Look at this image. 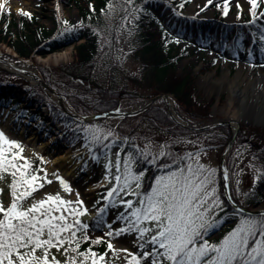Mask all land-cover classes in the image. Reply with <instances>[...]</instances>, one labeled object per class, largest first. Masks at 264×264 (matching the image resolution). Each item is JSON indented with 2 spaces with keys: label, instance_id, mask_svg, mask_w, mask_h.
Segmentation results:
<instances>
[{
  "label": "rangeland",
  "instance_id": "rangeland-1",
  "mask_svg": "<svg viewBox=\"0 0 264 264\" xmlns=\"http://www.w3.org/2000/svg\"><path fill=\"white\" fill-rule=\"evenodd\" d=\"M228 12L225 15V21L228 23L240 20L241 22H247L248 18H251L250 3L249 0H228ZM0 7L2 13L8 14V20H17L22 14L27 15V12H31L32 15H36L40 19V23L44 26L50 36L56 33L61 27L69 28L71 26H80L81 17L78 9L75 6H67L60 0H0ZM264 7V0H257V13L262 21L260 25L264 27V14L260 13ZM10 9V11L8 10ZM216 9H223V0H188V2L182 6L184 14L193 16L196 18H212L216 13ZM23 10V12L21 11ZM120 15L118 4L114 3L109 11L101 16V23L97 25V29L102 32L104 37H107L111 30L116 31L117 19ZM28 16V15H27ZM67 20L68 24L64 21ZM91 25L90 23H88ZM128 27L124 23H120L115 36V44L118 51V59L123 63L124 67L130 72L137 67V62L132 56H128V52L133 44V37L130 32L127 31ZM186 46V42H181L180 47ZM219 45L212 43L208 48L197 47L194 44L188 45L189 54L182 57L177 66L179 74L183 75L187 72H191L196 78V95L197 100L200 102L211 100L212 107L215 109L212 111L211 117L208 120L202 122H194L198 125H204L218 119H225L227 115L236 113V105L231 106L233 102L230 93V85L237 81L242 84L243 91H250L247 84L248 79L252 75L257 74L258 71L264 75V45L259 47L257 43L250 39L245 44L238 43L236 46L227 47L224 51H218ZM249 48L250 50H246ZM66 52L67 58L63 61L55 64L48 62H39L38 59L47 57L41 56L38 51L31 55L29 58L18 56V59L14 57L15 51L7 46L5 43H0V58L2 62L14 63L16 66L23 68V60L26 63L32 62L36 64V72L42 77L39 66L57 67L67 65L75 61L76 51L75 46L71 45L66 49L60 51ZM53 54V53H52ZM1 64V62H0ZM5 72L11 76H6L1 82V90H11L17 95H22L24 98H28V102L33 104L36 96L32 94V87L40 86L38 84L32 85L31 82L24 76L13 73L15 69L12 67L5 68ZM9 71H8V70ZM264 83H262L263 86ZM262 90V89H261ZM250 93V92H249ZM140 99L125 100L122 105V110H130L142 103L150 97L159 94L153 93L151 90H143ZM34 99V100H33ZM69 104V103H68ZM164 105L162 101L157 105ZM70 105V104H69ZM30 106V105H29ZM177 108V106H176ZM31 109L38 112L37 115H42V120L35 125H32V120L36 118V114L29 116L25 111H17L14 113L12 109L5 110L0 109V120L2 115H10V118L16 120L11 133H6L4 127L0 124V130H2L10 139L20 142L21 147L16 148L11 146V149L5 153L6 156L13 158L17 165L14 169L0 172V202L4 207H7L12 199L11 196V183L15 179L20 181L17 191V198L25 190L26 187L32 189L31 194L25 196L19 200V204L22 207H28L31 203L39 199H46V194L59 193L65 200L70 201L67 205H61L60 209L53 207L50 215H59L63 213L69 224H76L75 233L85 234L91 240L96 242L103 239L107 234L112 233L113 236L110 241L113 244V248L110 253L103 259L101 264H128L133 252L137 253L141 257V264H151L152 260L163 261V264H170L166 257H162L160 254L163 249L159 244H153L149 238L155 235V221L141 220V223L137 225L133 211L135 208L144 207L147 205V193L151 192V188L155 183V179L150 184L149 191L145 192L142 189L136 187L137 183L142 184L144 180L145 171L137 170L136 158L132 154L131 160H129L130 152L123 153L119 144V137L114 136V139L108 141V153L104 156H99L94 153L95 147L100 142H105L109 137L102 135L100 140H93L89 137L87 129L90 125H96L103 129L105 133L113 132V128L116 126L118 120L114 118H102L94 119L91 122H81L72 120H66V117L58 113L49 106L43 103L42 106H32ZM29 116V122L25 121V114ZM184 115V114H183ZM185 116V115H184ZM187 117V116H186ZM220 121V120H219ZM1 122V121H0ZM28 122V123H27ZM78 122V123H77ZM30 123V124H29ZM139 129H141L142 140L137 141L139 151L144 153L148 163H155L156 160L161 158L160 152L168 151L169 139L164 130H155L151 128L146 121H139ZM240 124L244 126H254V121L250 119H241ZM24 127V132L20 131V127ZM260 128L264 132V128ZM36 135L38 138L36 142L53 139V143L46 149L47 157L43 161H38L40 151L37 150L32 144H28V137ZM216 140H211L214 142ZM36 144V143H35ZM215 144V143H211ZM106 146V147H107ZM203 142L188 143L187 146H176L174 154V161L168 171L160 173L158 176L165 175L168 172L174 171L177 167H183L187 174V166L192 165L194 171H202L198 169V164H203L207 167L214 169V174L210 182V190L212 195L207 197L206 208H209L208 219L206 221V227L202 230L201 235L209 242H219V240L227 234L231 229L237 226L242 217H254L251 215H245L241 213H225L226 203L222 198L221 193V170H220V157L225 145L215 146L210 149H204ZM9 146L5 145V148ZM22 149V151H21ZM66 150H72L75 153L78 152L79 156H74L75 161L79 162V177L68 179L65 174L58 167L51 165L50 160L52 155ZM14 152L20 153L19 156H13ZM236 164L235 169H231L229 166V178L230 185L232 186L235 195L243 200V196L249 192L257 178L261 176L262 167L261 160L252 158L254 156L251 151L246 152L245 147H233L231 153ZM23 158H27L26 160ZM111 161V167L109 162ZM117 161H119V171L117 170ZM49 162V163H48ZM27 163L29 166L27 169L23 168V165ZM125 163L132 169L133 172L143 175L140 179H133L130 181L131 188L123 183V175L125 172ZM36 165L39 168H36ZM165 167V166H163ZM24 171L27 175L24 179H21L20 172ZM15 173V175H13ZM119 174L121 181L119 185L115 180V176ZM36 176L37 183L31 184V176ZM62 177L68 181L71 191L61 183L59 179ZM204 177L201 176L200 179ZM106 180L107 185L93 192H88L87 187L95 184L98 181ZM25 181H29L28 184ZM85 184V188L82 189V184ZM209 187V185H206ZM137 189V190H136ZM109 190H112L113 194L109 196ZM133 192L135 195H127L126 193ZM79 193V195H77ZM83 200V204H79L80 200ZM131 199L132 205L121 203L123 200ZM143 201V205H141ZM215 202V203H213ZM87 207V213L82 210ZM45 210L47 205L44 206ZM264 209V202L259 207ZM79 212V219L82 223L77 224L76 213ZM3 218V213H0V219ZM60 223H63L62 221ZM83 224H87L88 227L84 228ZM131 225V226H130ZM149 229L148 233H140L137 229L140 226ZM133 226V227H132ZM124 229H127L126 231ZM119 230V231H118ZM72 229L66 230L69 239L72 238ZM47 230L45 229V236ZM101 239H96V238ZM66 240L59 248L52 246L49 248V259L55 258L60 262L69 260L66 259L67 244ZM144 247L141 248L140 245ZM152 248H156V253H152ZM128 249V251H124ZM147 251L150 253L149 257H144L143 253ZM41 254V249H37V255ZM78 262V261H77ZM6 264V261H5Z\"/></svg>",
  "mask_w": 264,
  "mask_h": 264
},
{
  "label": "trees",
  "instance_id": "trees-1",
  "mask_svg": "<svg viewBox=\"0 0 264 264\" xmlns=\"http://www.w3.org/2000/svg\"><path fill=\"white\" fill-rule=\"evenodd\" d=\"M67 6L78 8L81 25L69 28H60L57 34L50 36L40 19L36 15L31 17L20 15L18 22L8 21V14L4 13L0 22V43L11 47L19 56L29 58L34 51L42 56L61 51L71 45L75 46V61L57 67L39 66L45 81L60 94L69 104L82 115L93 114L108 110H118L125 100L140 99L143 90H151L153 93L172 94L179 110L185 116L194 120H202L210 117L212 101H198L196 95L195 77L191 72L179 74L177 64L181 57L188 54L186 48H180L182 40L188 42L195 40L208 44L212 39V30L217 32L213 38L222 39L226 31L243 34L242 28L248 29L244 33H250L260 42V34L253 27H258L256 18L246 25H226L222 22V10L214 20H201L195 17L185 16L180 5L186 0H60ZM114 3L118 4L120 15L117 22H124L127 15L134 13L135 17L129 25L133 44L128 52L137 62L133 71L127 70L118 59V51L115 46V31H110L107 37L97 29L101 23V16L109 11ZM5 22L4 25H2ZM90 23L91 25H89ZM211 30V31H209ZM221 33V34H220ZM168 35V38H167ZM259 36V37H257ZM52 37V38H51ZM8 73L0 72V106L21 105L25 102L24 96L17 95L11 90H1V82ZM32 94L36 96L33 104L47 103L61 115L62 110L52 101L50 96L41 87H32ZM23 99V100H22ZM28 99V98H27ZM34 100V99H33ZM28 101H26L27 103ZM23 106V107H22ZM19 106L16 109H27V106ZM30 109V107H29ZM32 113H38L31 110ZM67 120L70 118L67 117ZM146 123L155 130H164L168 135L169 149L154 166L147 165V158L139 151L137 141L142 140L139 123ZM113 135L105 142L96 146L97 153L104 154L109 148L108 141L119 137L120 147L123 153L130 151L138 163V169L142 166L146 169V176L142 188L148 190L152 180L161 171L169 170L171 166L161 170L159 167L171 165L174 161V148L171 145L182 144L183 141L205 140L207 148L212 145L207 140L216 139L215 146L224 145L230 137V129L226 126L217 127L206 131L193 132L176 125L167 113L164 105H155L144 113L126 117L112 130ZM238 147L247 146L253 153L252 158L261 160L263 174L260 176L252 190L243 196V200L235 195L231 186L232 196L238 203L247 208L257 207L264 202V132L256 127H242L236 140ZM107 146V147H106ZM106 147V148H105ZM227 163L231 169L236 168L232 155L228 156ZM36 168H39L36 165ZM141 168V169H143ZM223 196V195H222ZM225 213H239L225 200ZM258 216V215H255ZM257 235L250 240V244L259 239ZM83 234H76L75 243L78 245L75 251L67 244V256L75 261H83L91 264L92 253H88L87 259L79 253L87 252L89 248L96 253L99 264L111 249L107 247L110 235L99 242L93 243L90 239H83ZM103 253V256L99 254Z\"/></svg>",
  "mask_w": 264,
  "mask_h": 264
},
{
  "label": "snow or ice",
  "instance_id": "snow-or-ice-1",
  "mask_svg": "<svg viewBox=\"0 0 264 264\" xmlns=\"http://www.w3.org/2000/svg\"><path fill=\"white\" fill-rule=\"evenodd\" d=\"M208 2L211 3V0ZM249 3L252 18L255 19L257 0H249ZM223 5L226 15L229 7L228 0H223ZM8 10L10 11V9ZM21 11L23 12V10ZM26 14L29 17L32 16L31 12ZM64 23L68 24V21L65 20ZM260 40L264 41V35L260 36ZM87 132L93 140H100L102 135H113L110 131L105 133L96 125H90ZM5 145L9 147L5 148ZM11 146L21 147L19 141L10 139L0 130V172L17 167L13 158L5 155ZM163 154V150H161L160 155ZM12 155L19 156L20 153L14 152ZM131 158L132 154L130 153L129 160ZM28 166L25 163L23 168L27 169ZM109 167H111V161ZM197 167L202 171H194L192 165L189 164L187 174L183 167H177L165 175L156 176L151 192L147 193V205L135 208L133 211L136 223L140 224L142 219L156 222L155 235L149 238L153 244H159L163 249L160 255L166 257L170 264H264V213L254 217H242L237 226L227 232L219 242H209L202 237L201 232L206 227L208 219L209 208H206L205 204L207 197L212 195L210 182L214 169L203 164H198ZM117 170L119 171V161H117ZM26 175L27 173L24 171L20 172L22 180ZM142 175V172H133L125 163L123 183L129 188H131L130 181L138 180ZM201 176L204 178L200 179ZM59 179L70 192L68 181L62 177ZM115 180L119 185L121 176L117 174ZM30 182L36 184V176H31ZM19 183L20 181L15 179L11 183L12 199L9 205L4 207L0 202V213H3V218L0 219V264H5V261L6 264H84L83 261L77 262L73 259L64 262L55 260V258L50 260L48 255L50 247L59 248L66 240L69 241L73 251L78 247L75 243L76 224H69L63 213L50 215L53 207L60 209L61 205H67L70 201L65 200L59 193L46 194V199H39L26 208L22 207L19 200L30 195L32 189L26 187L17 198L16 188ZM25 183L28 184L29 181H25ZM136 187L140 188L141 184L137 183ZM112 194V190H109V196ZM126 194L135 195L133 192ZM78 203L83 204L84 202L81 199ZM121 203L132 205L133 201L127 199ZM140 203L143 205V201ZM45 205H47L46 210ZM82 211L87 213V207H84ZM76 216L77 224L82 223L79 219V212L76 213ZM61 221L63 223H60ZM83 227L87 228L88 225L83 224ZM45 229L47 230L46 236ZM68 229L73 230L71 239L67 234L61 235ZM257 229H259V239L250 244V240L257 235ZM137 231L148 233L149 229L141 225ZM111 234L109 233V235ZM82 238L87 240L89 237L85 235ZM95 242L96 240H93V243ZM107 247L113 248L111 241L108 242ZM140 247L143 248L144 245L141 244ZM37 249H41L40 255H37ZM124 251H128V249H124ZM88 253H92L91 264H99L98 257L91 248L79 255L87 259ZM152 253H156V248H152ZM99 255L103 256L104 254L100 253ZM143 256L149 257L150 253L145 251ZM128 264H141V257L133 252ZM151 264H163V261L152 260Z\"/></svg>",
  "mask_w": 264,
  "mask_h": 264
},
{
  "label": "bare ground",
  "instance_id": "bare-ground-1",
  "mask_svg": "<svg viewBox=\"0 0 264 264\" xmlns=\"http://www.w3.org/2000/svg\"><path fill=\"white\" fill-rule=\"evenodd\" d=\"M66 58H67L66 52H59V53L51 54L47 58L38 59V61L55 64L57 62L65 60ZM0 60L2 59L0 58ZM0 62H1L0 65L6 68L16 67L8 62H2V61ZM23 66H24L23 67L24 70L27 71V74H25L26 78L31 83H36V79L34 77V75L38 76V72H36V69L33 68L30 62L23 64ZM261 72L258 71L257 74L252 75L250 79L246 80L250 88V91L249 90L243 91L244 89L242 87V84L238 81L230 85V93H231V98L233 100V102L231 103V106L236 105V108H238L237 114L231 113L226 116V118L231 120V122L234 123V121H237V119H241V117L245 119L246 118L247 119L258 118L261 120L262 124L264 125V84L262 86V83H264V75ZM255 100H256V104L251 107L252 103ZM170 101H171V107L173 111H175L174 100L171 99ZM65 106L68 110H71L69 105H67L66 103H65ZM246 112L249 114H247ZM0 121H1L0 124L4 127L5 132L11 133L16 120H14L13 118H10V115L4 114L2 115V119ZM37 138L38 137L34 134L29 136L27 139L28 144L30 145L32 144L33 146L37 148V150L41 152L48 149L51 143H53L52 138H48L47 140H42L37 143L36 142ZM79 155L80 154H78V152L74 154L72 150H66L64 152H60V153H56L52 155L50 163L54 167L60 168V170H62V172L65 174V176L68 179L70 178L74 179L76 177L78 178L79 177V162L75 161L76 158H74V156H79ZM81 184H82V189H84L85 184L84 183H81ZM106 185H107L106 180H102L100 182L98 181L95 184L89 185V188L87 187V191L93 192L96 189H99Z\"/></svg>",
  "mask_w": 264,
  "mask_h": 264
},
{
  "label": "water",
  "instance_id": "water-1",
  "mask_svg": "<svg viewBox=\"0 0 264 264\" xmlns=\"http://www.w3.org/2000/svg\"><path fill=\"white\" fill-rule=\"evenodd\" d=\"M0 69L1 70H6L5 68L1 67L0 66ZM34 77L39 81L40 85H42L44 88H46L50 93H52L53 95H55L58 100H59V103H60V106L63 108L64 112L66 114H68L69 116H71L72 118H75L77 120H82V121H91L92 119L98 117V116H108V117H114V118H124V117H128V116H134V115H137L145 110H147L150 106H152L156 101H158L160 98L164 100L165 104H166V107L168 109V112L171 116V118L177 123L179 124L180 126H183L187 129H190V130H201V129H207V128H210V127H214V126H225V125H228L230 126L233 122H231V120L229 119H225V120H220V121H217V122H214L212 124H208V125H205V126H201V127H198V126H192V125H188V124H184V123H181L180 121H178L171 109H170V103L168 101V95L167 94H159L157 96H154L152 97L151 99H149L147 102H145V104H143L142 106L134 109V110H131V111H107V112H102V113H98V114H93V115H86V116H80V115H77V114H74V113H71L69 111H67L64 107V103H63V98L61 95H59L56 91H54L52 88H50L44 81L41 77L39 76H36L34 75ZM256 104V100L252 103L251 107L253 105ZM244 110V109H242ZM256 110V109H255ZM247 113V112H246ZM249 114V113H247ZM242 116V115H241ZM243 118V117H241ZM245 119V118H243ZM247 119V118H246ZM250 120H253L254 121V124L258 125V126H263L264 125L262 124L261 120L258 119V118H249ZM235 124V128L232 130V134H231V137H230V140L228 141L222 155H221V159H220V169H221V172H222V187H223V191H224V195H225V198L226 200L231 204V206H233L236 210L242 212V213H246V214H249V215H257V214H261V213H264V209H246L244 208L243 206L237 204L234 202V200L232 199V196H231V193H230V188H229V178H228V172L225 168V163H226V157L228 155V153L230 152L232 146H233V143L235 141V138H236V135H237V132L239 130V123L238 121H235L234 122Z\"/></svg>",
  "mask_w": 264,
  "mask_h": 264
}]
</instances>
